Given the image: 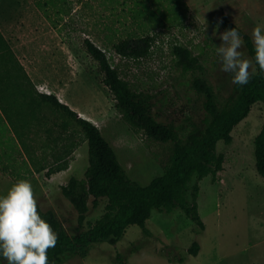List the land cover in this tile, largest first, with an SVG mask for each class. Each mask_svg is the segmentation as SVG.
<instances>
[{
    "label": "rangeland",
    "instance_id": "1",
    "mask_svg": "<svg viewBox=\"0 0 264 264\" xmlns=\"http://www.w3.org/2000/svg\"><path fill=\"white\" fill-rule=\"evenodd\" d=\"M59 9L62 14H58ZM49 12L62 35L35 0H0V23L29 70L42 63L54 45L57 76L36 79L37 88L55 93L64 101V95L70 94L82 103L81 113L101 128L130 176L144 184L164 171L173 142L157 140L135 129L117 110L113 94L103 83L99 62L87 51L84 39L90 38L104 48L133 86L153 93L156 117L177 125L185 137L203 126L205 108L203 97L190 84L191 73L184 74L177 66L172 45L179 42L191 47L207 67L215 89L226 96L232 93L234 83L232 73L221 71L216 51L223 44L222 23L217 30L222 13L251 34L255 26L264 27V0H58L49 6ZM44 23L49 29L42 27ZM130 30L155 34L149 54L135 59L116 51L113 42ZM62 50L65 56L61 57ZM240 50L253 61L245 43ZM253 65L256 67L254 61ZM263 123L264 103L257 102L234 127L232 142H218V151L226 155L224 168L216 180L211 175L200 180L199 209L204 228L182 210L170 215L154 210L147 220L151 234L131 224L116 244L95 242L86 257L69 253L56 264H121L119 257H124L127 264H264V177L256 166L254 143ZM7 126L0 112V131L5 132ZM12 134L9 128L4 136ZM3 149L0 146L1 153ZM6 156L4 153V160ZM67 157L68 168L51 176L43 170L26 180L31 182L40 206L53 208L67 230L76 233L79 213L61 187L72 174L84 176L87 140L83 138ZM197 180L195 176L190 184ZM16 182L0 163V196H5ZM106 202L104 198L94 206L91 198L85 228L103 215ZM196 240L201 247L194 255L189 248Z\"/></svg>",
    "mask_w": 264,
    "mask_h": 264
},
{
    "label": "trees",
    "instance_id": "2",
    "mask_svg": "<svg viewBox=\"0 0 264 264\" xmlns=\"http://www.w3.org/2000/svg\"><path fill=\"white\" fill-rule=\"evenodd\" d=\"M57 1L35 0V3L62 35V29L49 12V6ZM62 11L59 9L58 14ZM221 20L224 31L237 29L255 63L252 34L226 12L222 13ZM121 35L113 46L127 58L146 56L156 40L151 32L130 30L126 36ZM63 40L68 43L65 37ZM84 43L90 55L99 62L103 83L113 94L117 110L135 129L143 130L160 141H172L173 148L164 171L149 183L132 178L115 147L92 119L63 102L57 94L37 88L0 27V112L8 124L5 132L9 128L13 132L5 137V132L0 131V146L2 149L4 145L6 147L0 152L4 171L10 173L15 181L28 179L43 170L51 176L69 167L67 156L74 152L83 138L88 142V165L84 176L72 174L61 187L79 213L78 231L70 233L53 208L43 209L38 203L42 219L59 236L56 247L48 250L49 264L62 261L69 253L86 257L95 242L116 244L131 224H138L145 234H151L147 220L154 210L169 215L182 210L204 228L199 209L200 180L207 175L216 180L224 168L226 155L218 151V142H232L234 127L249 115L255 103H264V73L256 63V74L247 85L234 84L232 93L222 96L215 89L200 57L191 47L176 42L172 45L176 64L184 74L191 73L190 84L203 97L205 108L203 126H197L182 137L177 125L156 117L153 93L133 86L121 75L106 50L92 39L85 38ZM254 143L256 166L264 177V123ZM4 153H7L5 160ZM195 176L198 180L191 185ZM91 198L94 206L104 198L107 202L103 215L85 228ZM200 247L196 240L189 250L197 255ZM119 258L121 264H127L124 257ZM0 264H7L2 255Z\"/></svg>",
    "mask_w": 264,
    "mask_h": 264
},
{
    "label": "clouds",
    "instance_id": "3",
    "mask_svg": "<svg viewBox=\"0 0 264 264\" xmlns=\"http://www.w3.org/2000/svg\"><path fill=\"white\" fill-rule=\"evenodd\" d=\"M222 22H218L217 30ZM252 38L255 63L264 73V27L255 26ZM220 39L223 44L216 51L222 62L221 71L233 74L232 83L247 85L256 74V67L240 50L243 38L236 28H231L221 33ZM58 239V233L38 212L29 180L20 179L5 196H0V255L7 264H49L48 250L56 247Z\"/></svg>",
    "mask_w": 264,
    "mask_h": 264
},
{
    "label": "crops",
    "instance_id": "4",
    "mask_svg": "<svg viewBox=\"0 0 264 264\" xmlns=\"http://www.w3.org/2000/svg\"><path fill=\"white\" fill-rule=\"evenodd\" d=\"M40 9V8H39ZM40 11L43 13V11L40 9ZM44 14V13H43ZM45 15V14H44ZM46 17V16H45ZM47 18V17H46ZM48 19V18H47ZM49 20V19H48ZM49 23L52 24V22L49 20ZM53 25V24H52ZM0 27L2 28L4 34L6 35V37L9 39L8 33L7 31L4 29V27L2 26V24L0 23ZM42 27H44V29H49V27H47L46 23L42 24ZM53 28L57 31V29L55 28V26L53 25ZM52 30V29H51ZM11 40V39H10ZM65 42V41H64ZM12 44V43H11ZM13 46V45H12ZM51 51L48 52V55L46 56L45 59H42V63H40L39 65L37 64V66H32L31 70L28 69V67L26 66V64L24 63L23 59L21 58L22 62L25 64L27 70L29 71L31 77L33 78V80L37 83L36 79H50L54 76H57L55 71H57V67L55 65V60H56V50L54 48V45H51ZM13 48L15 49V47L13 46ZM16 51V49H15ZM17 53V51H16ZM18 54V53H17ZM61 57L62 55H64V51H61ZM46 55V54H45ZM19 56V55H18ZM20 57V56H19ZM76 72V71H75ZM79 73L80 70H79ZM67 98V101H64L60 96H58L63 102L68 103L72 108L76 109L79 113H81V111L83 110V104L80 103L76 98H74L72 95L70 94H66L64 95ZM71 101L75 104V105H79V108H75V106L71 103ZM82 106V107H81ZM82 114V113H81ZM83 116V115H82Z\"/></svg>",
    "mask_w": 264,
    "mask_h": 264
},
{
    "label": "bare ground",
    "instance_id": "5",
    "mask_svg": "<svg viewBox=\"0 0 264 264\" xmlns=\"http://www.w3.org/2000/svg\"><path fill=\"white\" fill-rule=\"evenodd\" d=\"M87 117V116H86Z\"/></svg>",
    "mask_w": 264,
    "mask_h": 264
},
{
    "label": "water",
    "instance_id": "6",
    "mask_svg": "<svg viewBox=\"0 0 264 264\" xmlns=\"http://www.w3.org/2000/svg\"><path fill=\"white\" fill-rule=\"evenodd\" d=\"M81 114V113H80Z\"/></svg>",
    "mask_w": 264,
    "mask_h": 264
}]
</instances>
